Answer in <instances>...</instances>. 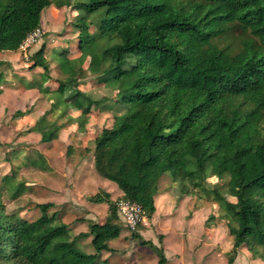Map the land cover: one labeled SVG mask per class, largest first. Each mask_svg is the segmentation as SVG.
<instances>
[{
  "label": "trees",
  "instance_id": "obj_1",
  "mask_svg": "<svg viewBox=\"0 0 264 264\" xmlns=\"http://www.w3.org/2000/svg\"><path fill=\"white\" fill-rule=\"evenodd\" d=\"M68 3L0 0V52L17 51L40 28L45 8ZM72 6L81 11L75 22L80 55L64 56L59 66L65 77L55 89L45 90L70 93L52 100L25 133H39L43 143L56 139L58 124L50 114L59 103L65 104L63 113L73 105L79 116L90 112L97 102L78 87L88 57L93 71L118 87L110 107L113 124L96 131L93 160L97 173L122 194L112 199L100 190L89 196L91 202L107 204L108 216L74 234L55 212L47 214L51 202L38 203L40 214L33 220L6 212L3 193L16 199L25 185L15 180L17 169L4 174L0 264H110L109 255L102 254L114 251L109 242L121 234L117 199L139 203L151 219L159 178L169 171L181 181L182 193L219 203L233 238L227 264H233L241 247L264 261V0H76ZM236 31L238 50L219 45L224 34ZM28 59L49 81L45 44ZM2 79L0 72V84ZM26 164L49 169L41 153ZM208 170L227 177L230 198L208 186ZM83 238H90L92 252L78 245ZM131 238L151 248L156 264H166L163 247L139 232Z\"/></svg>",
  "mask_w": 264,
  "mask_h": 264
},
{
  "label": "rangeland",
  "instance_id": "obj_2",
  "mask_svg": "<svg viewBox=\"0 0 264 264\" xmlns=\"http://www.w3.org/2000/svg\"><path fill=\"white\" fill-rule=\"evenodd\" d=\"M74 1L76 0H69L68 4L61 7L52 4L42 11V24L39 28L41 36L26 50L19 48L14 52H0V72L3 74L0 84L2 91L0 94V183L4 174H11L17 169L15 180L23 181L25 188L16 199L6 198V192L3 193L5 211L8 213L16 211L20 217L33 220L40 214L37 204L51 202L53 205L48 208L47 214L55 212L58 222L67 224L73 233L77 234L87 230L88 222H103L108 216L106 204L92 203L88 200L89 194L94 193L96 187L85 188V172L92 171L91 158L85 159V152L91 150L96 131L103 126L109 127L113 124L110 107L118 87L101 79L90 67L87 57L81 64L82 72L79 75L81 79L78 87L97 102L90 112L85 118L83 115L79 116L80 110L73 105L69 107L67 113H63L65 104L59 103L54 108V113L50 114L58 124L59 133L56 139L43 143L40 141L39 133H25L42 112L49 109L50 104L46 97L51 102L70 93L68 90L65 94L45 92V90L48 86L49 90L55 89L58 80L65 77L59 66L64 56L74 58L80 55L79 28L75 22L79 23V19L76 18L81 11L74 9L72 6ZM90 31H95V27L90 26ZM43 43L49 64V81L42 80V69L31 68L32 62L26 58ZM219 45H230L233 51L238 50L240 46L238 32L224 34ZM63 50L68 51L63 54ZM29 83L35 84L36 88L28 89ZM37 89L40 93L45 92L44 95H40ZM17 110L23 111L24 114L16 116ZM82 120H85L84 126H79ZM85 145H88L87 150ZM40 153L50 169L26 164ZM95 172L99 180L109 182L116 187L115 183L102 177L96 170ZM206 172L208 186L220 189L222 195L230 198L226 187L227 177H218L209 170ZM166 174L170 175L171 171ZM174 181L178 187L181 186L179 179ZM188 182L185 185L190 187ZM169 184L170 176L162 177L161 187ZM191 187L193 188L192 185ZM195 196L201 198L199 202L203 209H211L209 216L213 215V218H210L207 224L204 222L203 210L199 212L200 208L197 209L195 217L183 216L184 210L178 207L172 216L165 217L166 213L171 214L174 210L171 208L165 213L163 205L160 207L159 197H156L157 211L152 216L154 220L146 218L133 230L121 221L117 213L122 236L117 241V248L109 255V263L156 264L157 256L151 248L148 245H139L136 239L131 238L132 232H139L144 239L163 247L168 259L166 264H227L226 252L231 249L233 238L228 233L225 220L221 216L223 211L216 201L200 197L199 194ZM112 197L115 199L118 196L112 193ZM188 224L192 225L191 229L194 233L189 231ZM160 234H162L161 238H159ZM213 237L214 241L211 240ZM89 241L90 238L78 239V245L84 251L92 252L93 247ZM105 255L106 253H103L102 257ZM236 264L244 263L238 261Z\"/></svg>",
  "mask_w": 264,
  "mask_h": 264
},
{
  "label": "crops",
  "instance_id": "obj_3",
  "mask_svg": "<svg viewBox=\"0 0 264 264\" xmlns=\"http://www.w3.org/2000/svg\"><path fill=\"white\" fill-rule=\"evenodd\" d=\"M41 24H42V21H41ZM11 52H14V51H11ZM34 88H36V87H34ZM34 88H28V89H34ZM1 93H2V91H1ZM38 93L40 95H44V93L43 92L40 93L39 90H38ZM46 99H47V102L50 104V101H48V98L47 97H46ZM43 113H44V111L42 112V114ZM93 141H94V139H93ZM93 146H94V144L92 142V148H91V150L88 151L87 150L88 145H85V150H87L85 152V159L86 158H91V166H92L91 167L92 171L90 173H86L85 172V188H88L89 186H91V187L95 186L96 187V191L94 193H92V194H89L90 196L93 195V194H95L97 191L104 190L106 192H109L111 198L114 199L112 197V193H116L117 196H120L122 194L121 193V190L117 186L115 187L112 184H110L109 182H105L104 180L101 181V180H99V178H97L98 176H97V174H96V172L94 170L95 168H94V160H93ZM81 158H84V157H81ZM47 165L49 166V164H47ZM49 169H50V166H49ZM166 173H168V172H165L164 174H162L160 176L159 182H158V191L154 195V204H155V212H154V214L157 211L156 197H159L160 207L163 205L165 213L168 212V210H170L171 208H173V210H174L171 214L170 213H168V214L166 213V215H164L165 217L166 216L167 217L172 216L176 212V209H177L176 207L182 208L184 210L183 211V216L187 215L190 218V217H193V215H194V217H195L196 213L198 212L197 209L200 208L199 212L203 210V218L206 220L207 217L209 216V214L211 213V211H210L211 209H208V210L203 209L202 204L200 203L201 202V200H200L201 198L198 199L195 196V193L193 195L191 193H189V194L182 193L181 188L178 187V185L175 183V181L173 180L171 174L170 175L169 174L167 175ZM169 176H170V184L161 187L160 184H161L162 177H169ZM172 183H173V185H172ZM177 187L179 188V190L177 189ZM175 188L178 191L175 190ZM196 201L197 202L200 201V202L199 203H196ZM92 203H94V202H92ZM103 204H105V203H103ZM153 220H154V218H153ZM205 220H204V222H205ZM164 226H165V224H164ZM169 226H170V224H169ZM191 226H192L191 224H188L189 231L191 233H194V231L191 229ZM121 236H122V231H121V235L119 236V238H117L116 240L110 241L109 242V245L112 248H114V249L117 248L116 244L118 243L117 241H119V239H121ZM212 239L214 241V237L211 238V240ZM165 240H166V235L164 237V243H165ZM108 255H111V253L110 254L109 253H106V255L104 257H106ZM245 255H247V256H245ZM261 260L262 259H260V258H251L249 251L245 247H242V248L239 249L238 254H237V256H236V258L234 260L235 263L234 262L233 263L236 264V263H238V261H241L244 264H264V261L263 260L261 261ZM167 261H168V259H167Z\"/></svg>",
  "mask_w": 264,
  "mask_h": 264
},
{
  "label": "built area",
  "instance_id": "obj_4",
  "mask_svg": "<svg viewBox=\"0 0 264 264\" xmlns=\"http://www.w3.org/2000/svg\"><path fill=\"white\" fill-rule=\"evenodd\" d=\"M41 36L40 29L37 28L30 33L20 46V49L26 50L31 44L36 42ZM28 58V56H26ZM117 213L121 221L130 229H135L139 222H144L146 219L145 212L139 203L118 198L116 201Z\"/></svg>",
  "mask_w": 264,
  "mask_h": 264
}]
</instances>
